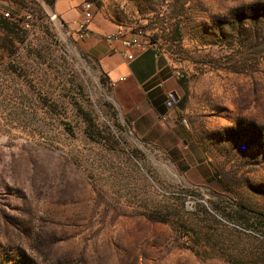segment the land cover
Instances as JSON below:
<instances>
[{
  "label": "rangeland",
  "instance_id": "obj_1",
  "mask_svg": "<svg viewBox=\"0 0 264 264\" xmlns=\"http://www.w3.org/2000/svg\"><path fill=\"white\" fill-rule=\"evenodd\" d=\"M51 1L0 9V264H264V0H88L168 61L157 120Z\"/></svg>",
  "mask_w": 264,
  "mask_h": 264
},
{
  "label": "crops",
  "instance_id": "obj_2",
  "mask_svg": "<svg viewBox=\"0 0 264 264\" xmlns=\"http://www.w3.org/2000/svg\"><path fill=\"white\" fill-rule=\"evenodd\" d=\"M82 2L83 0H52V13L71 30L75 26V20L82 15ZM7 5L13 6L12 0H0V9ZM117 25L110 27L106 21L94 15L87 25V35L80 38L82 47L104 72L113 93H116L115 87L120 85L123 107L138 114L151 115L155 120L158 116L170 115L168 108L171 106H168L167 101L173 94L176 100L179 90L173 70L167 67L168 61L164 55H160L154 43H146L141 35L143 45L131 47L129 50L133 59H126L115 49L119 46L118 43L102 38L103 33L113 31ZM72 34L76 36L74 32ZM12 74L6 70L5 76ZM172 91L175 93H171Z\"/></svg>",
  "mask_w": 264,
  "mask_h": 264
},
{
  "label": "built area",
  "instance_id": "obj_3",
  "mask_svg": "<svg viewBox=\"0 0 264 264\" xmlns=\"http://www.w3.org/2000/svg\"><path fill=\"white\" fill-rule=\"evenodd\" d=\"M82 7H83L82 15L75 20V26L73 29H71V31L74 32L76 36L79 38L87 35V25L90 22V14L88 13V9L90 7V1L83 0ZM2 13L4 16H8L10 14V11L3 10ZM22 17H23L24 25L28 26V21H30V17H31L30 13L28 11H23ZM51 17H55V13H51ZM140 35H141L140 31L127 32L125 28H123V26L117 25L113 31L103 33L102 38L112 43H118L119 46L115 49L126 59L131 60L133 59V54L129 49L133 46L141 47L143 45V41L141 40ZM0 77H2L1 65H0Z\"/></svg>",
  "mask_w": 264,
  "mask_h": 264
},
{
  "label": "water",
  "instance_id": "obj_4",
  "mask_svg": "<svg viewBox=\"0 0 264 264\" xmlns=\"http://www.w3.org/2000/svg\"><path fill=\"white\" fill-rule=\"evenodd\" d=\"M171 93H175V92H171ZM175 95L173 94L172 96H170V99L167 101V104L170 105L173 101H175Z\"/></svg>",
  "mask_w": 264,
  "mask_h": 264
},
{
  "label": "trees",
  "instance_id": "obj_5",
  "mask_svg": "<svg viewBox=\"0 0 264 264\" xmlns=\"http://www.w3.org/2000/svg\"><path fill=\"white\" fill-rule=\"evenodd\" d=\"M179 84L182 86V88L185 90L186 89V84L184 81L180 80Z\"/></svg>",
  "mask_w": 264,
  "mask_h": 264
}]
</instances>
